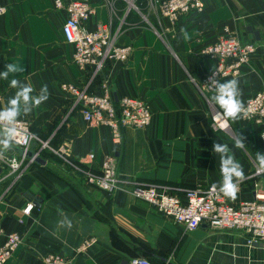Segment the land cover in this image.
Wrapping results in <instances>:
<instances>
[{
  "label": "crops",
  "instance_id": "1",
  "mask_svg": "<svg viewBox=\"0 0 264 264\" xmlns=\"http://www.w3.org/2000/svg\"><path fill=\"white\" fill-rule=\"evenodd\" d=\"M53 1L0 0L6 8L0 16V72L8 64L24 68L0 79V110L18 91L10 86L11 79L32 86L33 96L41 95L47 85L48 100L18 118L38 139L64 149L70 162L92 172L105 157H113L123 181L110 192L82 181L87 192L82 200L41 171L47 167L51 174L77 179L49 156L41 158L43 166L26 169L11 186L0 168V246L10 232L17 231L21 239L6 264H42L46 254H58L67 264H119L139 258L151 264H264V244L245 245L237 230L200 225L184 231L128 191L131 183L165 187L175 194L221 185V158L214 143L227 144L246 175L237 199L225 198L228 204L249 200L254 190L264 191V172L255 173L257 155L264 153V119L258 124L241 116L228 119L233 137L214 130L211 112L223 110L212 99L215 93L198 88L216 63L201 55L203 48L226 33L252 44L254 51L236 76L222 82L237 79L243 103L264 91V0H201L200 12L172 25L159 14L157 4L163 0H62L64 5L85 1L91 12L83 26L93 30L98 24L109 25L116 44L131 48L126 62L108 63L88 86V91L101 94L105 78L116 99L135 97L147 104L148 125L122 129L117 146L111 143L108 127L83 122L59 88L60 83L80 87L84 76L70 62L72 48L61 34L66 11L56 9ZM238 137L243 138V149L235 147ZM89 154L93 160L87 163ZM28 202L35 206L23 216L21 209ZM89 239L93 244L76 253L75 248Z\"/></svg>",
  "mask_w": 264,
  "mask_h": 264
},
{
  "label": "built area",
  "instance_id": "2",
  "mask_svg": "<svg viewBox=\"0 0 264 264\" xmlns=\"http://www.w3.org/2000/svg\"><path fill=\"white\" fill-rule=\"evenodd\" d=\"M54 7H64L66 18L61 25V34L66 44L72 48L70 62L76 66L84 76V84L76 87L71 84L60 83L61 91L68 94L71 108L76 110L83 122L108 127L111 143L115 146L121 142L122 129H140L148 125L150 112L147 104L140 98L121 97L113 99L108 81L104 78L100 84L101 94L88 91V86L101 74L110 62L124 63L131 52L129 46H120L115 42V35L109 30V25L98 24L93 30L83 26L91 9L85 1H75L63 4L62 0H54ZM201 0H163L157 4L161 17L169 24H174L182 16L198 13L202 10ZM6 8L0 4V16ZM171 28L167 33H171ZM254 51L250 43H242L233 35L222 34L214 43L203 48L201 55L216 61L214 68L198 85L202 93H215L210 84V77L215 73V79L222 82L224 78L238 74L241 65L245 64ZM245 112L241 117L253 123H260L264 119V91L258 92L244 101ZM216 110L211 112V126L214 130L225 131L215 120ZM221 120V119H219ZM18 136L12 145L24 152L32 150L39 156L40 151L47 150L63 163L82 174L85 184L92 188L110 192L121 181L116 172L113 157H105L99 164L97 172L82 171L72 165L67 159L64 149L50 147L47 140L38 139L29 129L25 120L18 118L16 124ZM2 130V129H0ZM264 141V132L262 133ZM93 160V155L86 156L87 163ZM32 164L31 159L3 151L0 154V168H3L11 186ZM260 171L256 170L255 173ZM129 184V182H124ZM129 194L135 200L145 203L156 213L171 220L182 227L184 231H193L200 225L212 230H237L244 236L245 245L264 244V191L254 190L249 200L237 204H228L220 191V185L204 188L196 187L184 190L180 194L171 192L168 188L157 186H141L129 184ZM241 184H239L240 189ZM239 191V190H238ZM33 202H28L21 209L23 216H28L34 208ZM93 239L81 242L75 252H83L92 245ZM21 243L17 231L5 236L0 246V264H6ZM42 264H67L58 254H46ZM125 264H151L143 258L130 260Z\"/></svg>",
  "mask_w": 264,
  "mask_h": 264
},
{
  "label": "clouds",
  "instance_id": "3",
  "mask_svg": "<svg viewBox=\"0 0 264 264\" xmlns=\"http://www.w3.org/2000/svg\"><path fill=\"white\" fill-rule=\"evenodd\" d=\"M182 34L185 36V39L189 38L184 30H182ZM22 71H24L23 66L8 64L6 65V71L0 72V79L6 80L10 74ZM210 84L215 88V95L212 99L223 110L221 113H217V118L222 120L220 126L226 128L228 127V119L235 121L245 112L244 104L240 98L242 90L239 86V81L231 79L220 82L215 79V73H213V76L210 77ZM10 86L17 88L18 91L14 97L9 99L8 106L0 110V129H2L0 130V146L3 149H7L17 139L18 129L16 124L18 117L27 115L32 109L39 107L49 98L47 85L41 87V95L35 96L32 95L34 92L32 86H20V82L17 79H11ZM235 147L239 149L245 147L242 137L236 138ZM213 150L220 154L221 158L223 180L220 185V191L225 197L235 200L237 199L239 184L246 179L243 166L235 159L227 144L214 143ZM256 159L258 171L264 172V153L259 152ZM215 187L213 185V188Z\"/></svg>",
  "mask_w": 264,
  "mask_h": 264
},
{
  "label": "trees",
  "instance_id": "4",
  "mask_svg": "<svg viewBox=\"0 0 264 264\" xmlns=\"http://www.w3.org/2000/svg\"><path fill=\"white\" fill-rule=\"evenodd\" d=\"M209 123L211 124V119L209 120ZM50 147H53V145ZM48 156L51 157V160L56 159L59 162L58 163L59 167H61V169L64 172H66V171L70 172V174L75 175L77 177V179L72 181L70 178L62 176L60 173H57V172H53V174H51V173H49V170L47 167H42L41 171L46 176H48L50 179H52V181L54 183H56L57 186H59L61 188L68 187V188L72 189L82 200H84V194L85 193L87 194V192H85L84 188L81 186L82 185L81 182L82 181L84 182V178H83L82 174H80L78 171L71 169V167H69V165L63 163L61 160H59L55 156L51 155L50 152L47 150L40 151V153H39V157H41V158H46ZM71 164L76 166L78 169H80L82 171L88 170L84 166L77 164L75 162H71ZM32 166H37V165L35 163H32L26 169H28V168L30 169Z\"/></svg>",
  "mask_w": 264,
  "mask_h": 264
},
{
  "label": "water",
  "instance_id": "5",
  "mask_svg": "<svg viewBox=\"0 0 264 264\" xmlns=\"http://www.w3.org/2000/svg\"><path fill=\"white\" fill-rule=\"evenodd\" d=\"M249 30V29H248ZM253 35H256V34H253ZM113 99L115 100L116 98L113 96ZM224 132H226L227 134H229L230 135V137H233V135H232V133L229 131V129H228V127H227V129L224 131ZM0 148L1 149H3V147L2 146H0ZM6 153H8V154H13V153H15L16 155H18V156H24L25 158H27V159H31L32 160V163H35L36 165H39V166H43L44 165V161H43V159H41V157H39V156H37V155H35L34 153H33V151L32 150H27V151H23L22 149H20V148H18V147H16V146H14V145H10L7 149H3ZM0 154H3V151H1L0 150ZM37 199L36 198H34L33 199V202L35 203H37ZM253 245H257V244H253ZM126 262L123 260V261H121L119 264H125Z\"/></svg>",
  "mask_w": 264,
  "mask_h": 264
},
{
  "label": "bare ground",
  "instance_id": "6",
  "mask_svg": "<svg viewBox=\"0 0 264 264\" xmlns=\"http://www.w3.org/2000/svg\"><path fill=\"white\" fill-rule=\"evenodd\" d=\"M215 120H216V122L219 124V126H220V124H221V122H222V120H219L218 118H217V115H215ZM221 127V126H220Z\"/></svg>",
  "mask_w": 264,
  "mask_h": 264
},
{
  "label": "rangeland",
  "instance_id": "7",
  "mask_svg": "<svg viewBox=\"0 0 264 264\" xmlns=\"http://www.w3.org/2000/svg\"><path fill=\"white\" fill-rule=\"evenodd\" d=\"M8 182V181H7ZM8 184V183H7Z\"/></svg>",
  "mask_w": 264,
  "mask_h": 264
}]
</instances>
